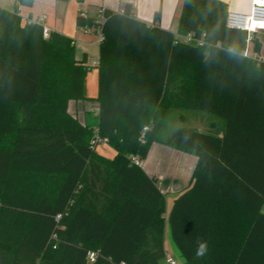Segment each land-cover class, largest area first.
Instances as JSON below:
<instances>
[{"label":"trees","instance_id":"trees-1","mask_svg":"<svg viewBox=\"0 0 264 264\" xmlns=\"http://www.w3.org/2000/svg\"><path fill=\"white\" fill-rule=\"evenodd\" d=\"M16 1L0 6V264H164L167 222L184 264H264V63L244 57L248 35L227 26V5L184 1L179 34L204 46L138 20L130 4L104 10L93 124L70 111L87 100L89 72L74 41L45 39L18 10L35 0ZM97 21L80 15L77 27ZM177 110L223 123L173 127ZM154 143L197 157L168 218L159 179L135 163Z\"/></svg>","mask_w":264,"mask_h":264},{"label":"crops","instance_id":"crops-1","mask_svg":"<svg viewBox=\"0 0 264 264\" xmlns=\"http://www.w3.org/2000/svg\"><path fill=\"white\" fill-rule=\"evenodd\" d=\"M185 0H68L65 2H59L57 0H35L32 7L22 6L20 13L25 17L37 19L44 15H47L43 24L50 30V33H59L71 38L74 41L76 48V58L78 61L84 62V64L89 68L95 79V91H89V78L87 75L86 79V97L87 100H82L74 102L71 105L70 111L74 107L77 113L83 115L84 121L82 123H87L90 121L95 124L100 104L97 101L99 95V57H100V43L99 37L96 44L93 33L95 29H84L77 27V18L80 15H85L89 17H94L99 20L100 10H109L113 12H122L125 5L130 4L133 7L135 17L150 25L155 27H160L164 30L172 32L175 36L180 35V22L184 9ZM225 3L227 6L229 4L233 5L236 11L241 13H250L252 10L253 0H219ZM159 16V17H158ZM97 32V31H95ZM258 45V47H257ZM249 55L255 56L259 55L264 58V32H260L252 35L251 40L247 41V48ZM90 58L94 59V66H90L88 60ZM96 69V70H93ZM79 111V112H78ZM179 110L174 113L172 126L174 124L178 126L177 118H180ZM80 117V115L78 116ZM90 119V120H89ZM164 144L154 143L151 147L152 149L163 151L165 148L162 146ZM150 150V153H151ZM98 152V151H97ZM99 153V152H98ZM149 153V154H150ZM100 155L104 156L102 153ZM116 153L114 154V156ZM191 155V154H190ZM114 156L112 158H114ZM149 156V155H148ZM194 156V155H192ZM105 157V156H104ZM195 157V156H194ZM107 158V157H106ZM108 158V159H112ZM197 158V157H196ZM197 164V159H193L189 163V168L187 172V179H184L182 175H179L178 179H175L173 184L169 187H165L162 180L158 178L156 171L145 169V161H143L142 168L151 177H157L160 181V187L162 192L165 194L167 199V194H177L180 195L186 189L192 185V175ZM186 178V176H185ZM176 199V198H175ZM174 199V201H175ZM174 205V203H173ZM264 212V207H263ZM168 239L167 227L165 230V243ZM165 248L168 252V247L165 244Z\"/></svg>","mask_w":264,"mask_h":264},{"label":"rangeland","instance_id":"rangeland-1","mask_svg":"<svg viewBox=\"0 0 264 264\" xmlns=\"http://www.w3.org/2000/svg\"><path fill=\"white\" fill-rule=\"evenodd\" d=\"M0 6L4 7L9 10L17 9L15 8L14 0H6L4 2H1L0 0ZM18 10H22L21 7H19ZM94 42L93 44H96L98 40V33L94 31ZM90 66H94V59L90 58L88 60ZM96 70V69H93ZM88 75H90L89 80V91L93 92L95 91V79H93V75L91 71L88 72ZM94 84V85H93ZM79 112V111H78ZM71 114L73 117H76L80 122L84 121L83 115L77 113V110L73 107L71 110ZM80 115V117H78ZM180 118H177L178 120V126L174 124V127L184 126V127H194L202 131H206L210 129V123H213L214 121H220L222 120L218 118L217 116L206 113V112H199V111H189V110H179L178 113ZM223 123V122H222ZM164 146L163 151H158L155 149L151 150V153L149 156L145 159V169L154 170L156 171L158 178L162 180V183L165 187H169L173 184L175 179L181 178L183 176L184 179L180 180H186L187 179V172L189 168V163L193 159H197L196 157L179 151L177 149H174L167 145ZM97 151L99 153H102L107 158H112L114 154L116 153L115 150L108 144H101L97 146ZM179 175H182L179 177ZM186 176V178H185ZM58 179L51 178L50 182L52 185H55ZM177 197V194L169 193L167 194V212H166V218H168L172 207L174 203V199ZM167 236L168 239L166 240L167 245V255L173 256L177 261L178 264H184V260L181 256V253L176 248L172 237H171V231H170V225L167 222Z\"/></svg>","mask_w":264,"mask_h":264},{"label":"built area","instance_id":"built-area-1","mask_svg":"<svg viewBox=\"0 0 264 264\" xmlns=\"http://www.w3.org/2000/svg\"><path fill=\"white\" fill-rule=\"evenodd\" d=\"M6 0H1V2H4ZM15 6L18 5V2L14 0ZM124 11H122L123 13ZM104 10H100L99 12V20L97 21L99 24V28L97 30L99 41H102L103 39V33H102V26L104 23V16H103ZM22 16L24 22L28 24H41L44 27V38L49 39L51 36L50 30L44 26L43 21L46 20L47 15H44L40 18L33 19L29 17L23 16V14L20 13ZM227 26L232 29L241 30L244 32H247L248 38L247 41L251 40L252 35L264 32V0H253L252 4V10L250 13H241L235 10L233 5L229 4L227 6ZM176 39L180 42L186 43V44H192L195 46H204L206 45V41L204 38H197L194 34H187V35H177L175 36ZM244 57L251 58L258 62V64L264 63V58L261 56H251L249 55L248 50H245L243 53ZM101 144H108L107 139H102L100 137L93 140V145L97 147ZM135 163L139 166L143 165V161L139 159H135ZM91 261H95V254H90ZM164 264H178V261L173 257L167 255L164 261Z\"/></svg>","mask_w":264,"mask_h":264},{"label":"clouds","instance_id":"clouds-1","mask_svg":"<svg viewBox=\"0 0 264 264\" xmlns=\"http://www.w3.org/2000/svg\"><path fill=\"white\" fill-rule=\"evenodd\" d=\"M208 252V243L203 240L197 241V247H196V256L197 257H203Z\"/></svg>","mask_w":264,"mask_h":264}]
</instances>
